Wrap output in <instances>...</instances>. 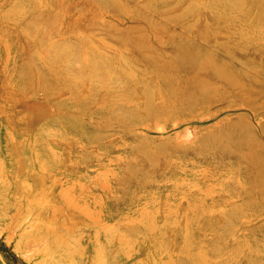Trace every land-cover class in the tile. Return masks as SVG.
<instances>
[{
	"label": "rangeland",
	"instance_id": "374dc122",
	"mask_svg": "<svg viewBox=\"0 0 264 264\" xmlns=\"http://www.w3.org/2000/svg\"><path fill=\"white\" fill-rule=\"evenodd\" d=\"M0 264H264V0H0Z\"/></svg>",
	"mask_w": 264,
	"mask_h": 264
}]
</instances>
